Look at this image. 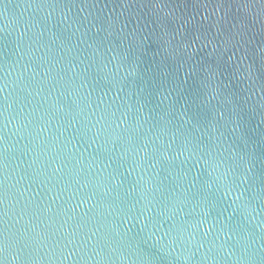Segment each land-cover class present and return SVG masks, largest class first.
Segmentation results:
<instances>
[{
  "label": "water",
  "instance_id": "95a60500",
  "mask_svg": "<svg viewBox=\"0 0 264 264\" xmlns=\"http://www.w3.org/2000/svg\"><path fill=\"white\" fill-rule=\"evenodd\" d=\"M0 264H264V0H0Z\"/></svg>",
  "mask_w": 264,
  "mask_h": 264
}]
</instances>
